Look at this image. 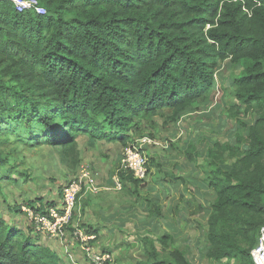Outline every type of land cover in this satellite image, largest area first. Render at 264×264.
Returning a JSON list of instances; mask_svg holds the SVG:
<instances>
[{
	"label": "trees",
	"instance_id": "trees-1",
	"mask_svg": "<svg viewBox=\"0 0 264 264\" xmlns=\"http://www.w3.org/2000/svg\"><path fill=\"white\" fill-rule=\"evenodd\" d=\"M37 1L43 16L0 0V182H16L10 141L43 143L72 161L80 135L125 147L136 117L180 116L212 93L219 63L229 61L241 68L230 109L256 107L257 118L240 123L246 134L235 146L214 142L207 151L201 179L214 199L197 208L207 212L206 258L253 264L264 227V0ZM225 154L236 158L229 168ZM26 234L0 217V264H61L39 235ZM169 239H144L137 264H191L186 248L159 252Z\"/></svg>",
	"mask_w": 264,
	"mask_h": 264
},
{
	"label": "rangeland",
	"instance_id": "rangeland-1",
	"mask_svg": "<svg viewBox=\"0 0 264 264\" xmlns=\"http://www.w3.org/2000/svg\"><path fill=\"white\" fill-rule=\"evenodd\" d=\"M240 70L239 66H233L229 61L219 63L214 73L216 81L212 93L175 119L169 118L171 112L168 109L160 111L158 115L148 120L136 117L137 125L133 127L132 135L126 141L125 147L120 144L107 146L109 141H104V144L96 142V145L89 149L83 148V144H79L77 160L72 161L62 158L59 149L43 143L34 146L10 141L9 146H5V151L9 156L7 167L12 173H15L11 178H15L16 182H9L11 180L7 183H4L6 180L0 182V216L6 219L10 218V220L16 219L17 226L22 228L27 233L26 235L35 237L28 221L23 217V213L20 211L14 213V217H10L7 215L6 206L9 208L15 206V209L19 210L21 206H27V202L34 206L38 204L44 206L43 202H51L57 206L53 201L61 202L62 185L77 175L82 168H87L94 177L98 176L97 172L100 171L104 178L112 176L114 181L111 179L113 183L111 187L100 186L95 182L98 191L95 193L86 191V194H98L102 190L101 188L123 191L124 195L121 196L124 200H132L134 206H152V210L149 211L150 215L154 213L160 217L161 212L156 214L154 211L156 204L153 202V190L149 189L143 192V189L151 186L157 191L159 183H163V180L169 178L167 175L171 174L185 186L187 198L181 196L182 203L185 199L192 202L190 203L191 211L195 215H192L191 211L186 214L192 218V226L184 229L182 227L184 238L188 237L191 244L182 242L175 245L168 242L167 247L162 248L157 245V249L164 256L174 247L186 248L191 264H230L228 261L216 262L206 258L204 235L207 228V212L198 209L197 206H200L199 202L202 201L211 204L214 199L213 191L208 193L206 191L208 187H204L206 184L201 179L203 172H207L210 166L207 151L214 142L235 146L237 136L244 138L246 134L245 128L240 126V123L251 125L257 118L256 107L254 109L243 107L230 109L236 104L233 97L234 77L239 74ZM11 140L13 139L11 138ZM85 146H87L86 143ZM190 146L194 147L193 153ZM103 147L105 148L103 149ZM129 147L141 148L149 162L147 163L148 175L135 185L127 180L125 182V179L121 177L126 173L120 170V164L125 149ZM103 150L109 154L102 153ZM187 152L194 158L193 161L188 160ZM99 157H105L103 162L99 160ZM161 157H164L165 163H159ZM235 161L236 158H230L228 154H225L223 167L229 168ZM126 178H130V176L126 175ZM172 179L174 180V178ZM116 182H120V187H116ZM126 186L131 189L124 191ZM180 214L183 215V213ZM70 233L71 231L66 228V235H70ZM49 240L51 241H47L46 245L53 246L54 239ZM73 250L74 259L71 258L72 261H70L68 256H64L63 261H60L61 264H73V262L90 264L87 260L79 258V255L75 253V248ZM139 254L140 256L135 259L138 260L135 264L145 262L146 252L141 250Z\"/></svg>",
	"mask_w": 264,
	"mask_h": 264
},
{
	"label": "crops",
	"instance_id": "crops-1",
	"mask_svg": "<svg viewBox=\"0 0 264 264\" xmlns=\"http://www.w3.org/2000/svg\"><path fill=\"white\" fill-rule=\"evenodd\" d=\"M76 142L77 146L83 144V148L86 149L94 147L96 142L104 144V140H94L86 135L78 136ZM85 143L88 147L85 146ZM113 144L119 143L110 141L107 146ZM104 148L105 147H103V149ZM102 153L109 154L104 150ZM103 159H105V157H99V160L102 162ZM153 160L155 161V158H153ZM162 162H166L164 157L159 159V163L161 164ZM97 174L98 176L94 178H96L95 182H97L98 185L110 187L113 185L111 179L113 181L114 179L112 176L104 178L100 171H98ZM126 175L129 174L126 173L121 176H123L124 179ZM167 176L169 178L163 180V183H159V187L156 188L157 191L151 186L143 189V192L149 189L153 190V202L159 206V211L161 212L160 217H157L154 213L150 215L149 211L152 210V206H134L132 200H124L121 196L124 195L123 191L101 188L102 190L98 194L91 195L86 194V191L83 190L76 202L74 217L68 230L72 232L78 227L81 229H88L95 233L97 236L95 243L96 247L112 255V264H135L136 261H138L135 259L138 258L137 256H140L139 252L141 253V250L142 252L146 251V245L143 242L144 239L155 241L161 236H168L170 238L168 241L169 243L175 245L176 243L182 242L191 244V240L188 237L184 238L185 235L183 234L182 227L184 229L185 227L190 228L192 226V218L186 215L192 210V206H190L192 202L191 200L185 199L182 203L181 196L187 198L184 189L185 186H183L174 175L170 174ZM172 178H174V180ZM126 180L132 183L128 179H125V182ZM63 186L64 184L62 188ZM204 187L207 188V186ZM129 189L131 188H128V186L124 187V191ZM206 191L212 193L208 188ZM53 202L59 207L60 203L58 201L54 200ZM199 204L203 205L204 208L208 206L206 201L199 202ZM5 209L8 216L14 217V213L9 206H6ZM180 213H183V215ZM0 217L7 223H12L13 221L15 223L16 220L14 218L10 220V218L6 219L3 216ZM47 241L51 240L44 236L37 237V244L55 252L60 261H63L64 256H68V260L72 261L71 258H73L74 254L73 248H75V253L79 255V258L84 261L87 260L78 242H76L71 235H67L63 242L53 240V246H47ZM123 257L125 258L123 259ZM73 264L77 263L73 262Z\"/></svg>",
	"mask_w": 264,
	"mask_h": 264
},
{
	"label": "built area",
	"instance_id": "built-area-1",
	"mask_svg": "<svg viewBox=\"0 0 264 264\" xmlns=\"http://www.w3.org/2000/svg\"><path fill=\"white\" fill-rule=\"evenodd\" d=\"M8 1L14 5L17 12H35L41 16L46 14L37 0ZM146 157L141 148L129 147L123 154L120 170L130 174L135 180L143 181L149 172ZM119 183L116 182L117 188L120 187ZM83 190L91 193L98 191L94 175L87 168H82L77 175L64 184L59 207L53 206L38 212L32 207L21 206L20 211L28 221L33 234L63 242L67 237L66 228L68 229L72 222L76 201ZM70 235L78 242L90 264L113 263V257L109 252L96 247L97 236L92 231L76 227ZM250 256L253 264H264V227L260 230L258 243L251 250Z\"/></svg>",
	"mask_w": 264,
	"mask_h": 264
}]
</instances>
